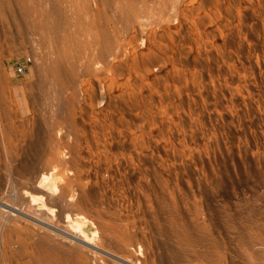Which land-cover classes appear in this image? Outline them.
I'll use <instances>...</instances> for the list:
<instances>
[{"label":"rangeland","instance_id":"rangeland-1","mask_svg":"<svg viewBox=\"0 0 264 264\" xmlns=\"http://www.w3.org/2000/svg\"><path fill=\"white\" fill-rule=\"evenodd\" d=\"M29 1L0 0V264H262L264 0H83L105 59L68 34L44 104Z\"/></svg>","mask_w":264,"mask_h":264},{"label":"bare ground","instance_id":"bare-ground-1","mask_svg":"<svg viewBox=\"0 0 264 264\" xmlns=\"http://www.w3.org/2000/svg\"><path fill=\"white\" fill-rule=\"evenodd\" d=\"M83 2H84L83 0H30L29 3H27L24 6L23 14H26L29 12L30 13L29 16H32V18H33V21H30L31 18H29L30 22H28V20H27L26 31H27V34H30L28 36H30L31 39L36 38V40H37L36 41L37 43L35 46V49L37 51L36 62L38 63L37 69L39 70V76H40V81H39L40 83H39V85H37V96L40 99V103L43 102L42 104H44V101H46L48 93L52 92V90L48 91V93L44 92L42 89L43 88L42 86L44 84H46L49 80H51V82H53V84H54V87L51 85L53 87V91L60 93L61 90H64L63 88H66L65 86L68 82V79L71 77V75H69L68 73L66 74L64 72L65 71V69H64L65 64H63L64 62L67 63L69 60L67 61L64 59L65 61H63L61 59V61H60V59L57 58V57H59L60 54L63 53V55H64V52H66V51L68 52L67 49L70 47L68 44L69 43L68 41H70V40H67L68 34H72V35L73 34H80V33L82 34V32H83L82 38H81L82 40L78 39L79 42L76 41L75 43H71V46L77 47L80 45L81 41H85V42L89 43L88 48L85 49V53L88 55V58H89L88 62L90 61V62L95 64V63L103 62L105 59L104 56H105V52H106V50H105L106 47L102 44L103 42L101 44H100V42H99V44H97V43L93 44V41H91L93 39L92 35L94 33V26L95 25L93 26L92 18L88 14V11L86 10L87 13L85 12L84 6H86V5H84L85 2L84 3ZM35 15H36V18H35ZM85 31H88V33H86L87 36L84 35ZM72 35L71 36L68 35V36L72 37ZM77 37H79V36H77ZM77 37H76V40H77ZM74 40H75V38H74ZM71 42H73V39H71ZM31 44H33V42ZM32 46H34V45H32ZM140 46H141V43H140ZM64 49H66V50H64ZM72 51L74 52L75 50H72ZM75 52H77V51H75ZM82 52H84V51H82ZM68 53H70V51ZM77 53H80V52H77ZM81 54H83V53H81ZM63 55H61V56H63ZM77 55H80V54H77ZM61 56H60V58H62ZM68 56H70V55L68 54ZM66 59H68V58H66ZM62 61H63V63H62ZM67 65L68 64H66V66ZM45 81H47V82L45 83ZM45 86H47V85H45ZM45 86H44V88H45ZM47 89L45 91H47ZM49 95L51 96V94H49ZM54 98L56 100V96ZM47 103H45V105L42 107V109H46V111L45 110L44 111L46 113L48 112V115L45 117V119H46L45 123L47 126L49 125L51 127V124L53 126V124L56 121V113L57 112H55V108L62 103H61L60 98H58L56 100V102H54L53 104H47ZM49 103H52V101ZM57 110H59V109H57ZM58 122H60V121H58ZM47 129H49V128H47ZM50 129L52 130V128H50ZM49 131L50 130H48V132ZM50 138L51 137L49 136V139ZM33 146H35V145H33ZM36 147H37V145H36ZM41 147L39 150H42ZM49 149H51V147ZM49 149H48V151L51 152L52 149L51 150H49ZM44 151H42V152L44 153ZM40 153L41 152L39 151V154ZM54 156H55V154H54ZM25 159L20 161L22 164V166H21L22 170H24V169L28 170V167H31V166H33L34 163H36L35 161H37V162L39 161L38 160L39 158L35 161H32V162H29L30 159L29 160L27 159L28 161H25ZM41 159H43V158H41ZM48 159H46V160H48ZM53 160H51V161H53ZM58 162H59V160H58ZM39 163H41V162H39ZM42 165H44V164H42ZM50 165L51 164L48 163L44 166H48L50 168ZM56 169L50 168V170H52L54 172H56ZM116 235H117V233H116ZM118 237H119V234H118ZM235 241H236V245H237L236 248L240 253L247 254L249 257L248 259H250V260H253V261L259 260V261H261L262 264H264V227L260 226L254 232H251V231H248V230L242 228V230H240V232H239L238 238ZM54 258H56V260L58 262L59 257L56 255Z\"/></svg>","mask_w":264,"mask_h":264},{"label":"built area","instance_id":"built-area-1","mask_svg":"<svg viewBox=\"0 0 264 264\" xmlns=\"http://www.w3.org/2000/svg\"><path fill=\"white\" fill-rule=\"evenodd\" d=\"M30 62H31V59L29 57L23 59V61L14 62L13 63L14 74L17 76H22L25 73L27 66L30 64ZM0 217L3 218L4 216L1 214ZM2 241L3 239L2 237H0V242L2 243Z\"/></svg>","mask_w":264,"mask_h":264}]
</instances>
